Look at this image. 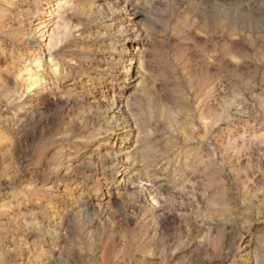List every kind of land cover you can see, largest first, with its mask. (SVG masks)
Instances as JSON below:
<instances>
[{"label": "rangeland", "instance_id": "obj_1", "mask_svg": "<svg viewBox=\"0 0 264 264\" xmlns=\"http://www.w3.org/2000/svg\"><path fill=\"white\" fill-rule=\"evenodd\" d=\"M52 1L0 0V264H264V0Z\"/></svg>", "mask_w": 264, "mask_h": 264}, {"label": "bare ground", "instance_id": "obj_2", "mask_svg": "<svg viewBox=\"0 0 264 264\" xmlns=\"http://www.w3.org/2000/svg\"><path fill=\"white\" fill-rule=\"evenodd\" d=\"M62 1V0H61ZM65 6V5H64ZM125 6V5H124ZM59 7H60V0H53L52 1V3L50 2V3H47L45 6H44V11L42 12V14H41V16H42V22L40 23V25H41V28H47L50 24H51V22H52V17L53 18H55L56 20H54V22H53V24L52 25H56L58 28H59V26H61L62 24H63V21H65V20H63L64 18H63V15L61 14V13H59ZM125 8H126V6H125ZM73 10V9H72ZM94 11V10H93ZM124 13H126V14H129V15H133V13L131 12V10H125V12ZM48 16V17H47ZM50 16V17H49ZM91 16V15H90ZM133 18V17H132ZM135 19V18H134ZM137 19V18H136ZM67 20V19H66ZM90 22V21H89ZM128 22V21H127ZM65 23V22H64ZM134 23V22H133ZM131 24V23H130ZM124 25V24H123ZM135 25H137V24H135ZM65 26V25H64ZM62 27V26H61ZM67 27V26H66ZM65 27V30L67 29ZM137 27V26H136ZM56 28V27H55ZM55 28L53 27V29L55 30ZM60 29V28H59ZM42 30V29H41ZM123 30H125L124 29V26H122L121 28H120V31H123ZM43 31V30H42ZM57 31V30H56ZM54 32V31H53ZM52 32V33H53ZM69 32V31H68ZM41 33V32H40ZM43 33V32H42ZM65 34H66V31H65ZM42 35V34H41ZM46 35V34H45ZM43 36H44V33H43ZM57 36V35H56ZM63 36V35H62ZM67 37V36H66ZM70 37H71V35H70ZM58 38V37H57ZM60 38V37H59ZM58 38V39H59ZM62 38V37H61ZM68 38V37H67ZM66 38V39H67ZM50 39V38H49ZM19 40V39H18ZM45 39H44V37H42V39H41V41L43 42ZM63 40V39H62ZM53 40H49L46 44L44 43L43 44V46L45 45V50H46V53L47 54H49L50 55V57L54 54V51H53V48H54V46H53V42H52ZM64 41V40H63ZM62 41V42H63ZM133 42H138L137 41V37H135L133 40H132ZM55 43V42H54ZM65 44V43H64ZM55 45V44H54ZM57 45V44H56ZM67 45V44H66ZM68 46V45H67ZM38 47V46H37ZM68 48V47H67ZM56 49V48H55ZM70 49V48H69ZM27 50V49H26ZM62 50H64V49H62ZM131 44H129L127 47H126V49H125V51L122 53L123 54V56L125 57H123V60H125L126 59V56H127V54H129L130 52H131ZM80 51V50H79ZM56 52V51H55ZM64 52V51H63ZM68 52V51H67ZM70 53V52H69ZM45 54V51H44V49H40V50H38V51H32V52H30V59H29V62L31 63V64H35L36 65V67L38 68V70H36V72L35 73H32L31 72V68H26V70L28 71V77L27 78H25L24 80H23V83H22V87H24L26 90V98L24 97L25 96V94L24 95H22L23 97L21 98V97H18V94H19V92H18V94L16 93V94H14V95H16V97H17V99L13 102L12 101V108H18L20 111V113H24V112H26V110H24L23 109V106L26 104V99L28 100L29 99V97L31 96V95H35V94H42L43 93V90L44 89H46V87H47V85H48V83H46L48 80H46V77H45V75H38V73H39V70H45V65L43 64V61H44V59H43V55ZM64 54V53H63ZM131 54V53H130ZM133 54V53H132ZM24 55V54H23ZM60 55V54H59ZM64 56V55H63ZM59 57V56H58ZM67 57H69V56H67ZM60 58V57H59ZM65 58V56L63 57V59ZM58 59V58H57ZM69 60V59H68ZM50 61H51V64H50V68H52V72H54V74H56V75H61L62 74V71H61V66L59 65V63H56V59H53L52 57H51V59H50ZM28 62V63H29ZM48 63V62H47ZM26 64V63H25ZM24 65V64H23ZM79 65H81L82 66V64H79ZM78 65V66H79ZM75 67V66H74ZM90 68V67H89ZM128 70L127 71H130V69H129V67L127 68ZM115 77H114V81H116V80H119V78L116 76V75H114ZM17 78V77H16ZM16 80V79H15ZM18 80V79H17ZM19 82V81H18ZM22 82V81H21ZM20 83V82H19ZM46 83V84H45ZM51 83V82H50ZM52 85V84H51ZM11 86H14V85H10L9 87H11ZM16 86V85H15ZM50 86V85H49ZM9 87H7L6 86V88H9ZM10 89V88H9ZM20 89V88H19ZM11 90V89H10ZM2 91V90H1ZM8 92H10V91H8ZM13 92V91H12ZM15 92H17V90H15ZM22 92V91H21ZM48 92V91H47ZM15 98V97H14ZM11 99V98H10ZM111 105H113V104H111ZM114 121V120H113ZM128 139H130L129 137H127V136H122L121 137V142H120V153H119V155L120 156H123L124 157V161H128L129 159H128V157L126 158V156H127V148H128V146L127 145H125L124 146V144L123 143H125ZM110 144V142L108 141V139H105L104 141H103V143H102V146H107V145H109ZM111 145V144H110ZM130 153V152H129ZM136 153V152H135ZM134 153V154H135ZM137 156V155H136ZM127 163V162H126ZM123 166V165H122ZM118 171H120V170H118ZM116 175V174H115ZM115 183H116V189H119L121 186H123V184L125 183V178L123 177V174H120L119 176H118V178L115 180ZM102 188V186L101 187H99L98 189H96V191L94 192V194H93V197H92V199L93 200H98V199H100V198H102V196L104 195V190H105V187H104V189H101ZM101 194V195H100ZM100 195V196H99ZM155 199V198H154ZM156 200H154L153 202H155ZM207 237V236H206ZM207 240V239H206ZM220 242V241H219ZM211 244V243H210ZM219 244H218V242H215V243H213L212 244V246L214 247V248H217V246H218ZM218 250V249H217ZM215 251V250H214Z\"/></svg>", "mask_w": 264, "mask_h": 264}]
</instances>
